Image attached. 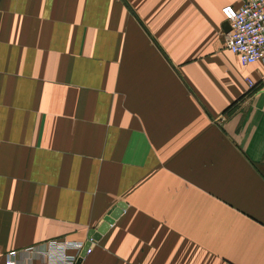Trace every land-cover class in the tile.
Returning a JSON list of instances; mask_svg holds the SVG:
<instances>
[{
	"label": "crops",
	"instance_id": "0c3cea01",
	"mask_svg": "<svg viewBox=\"0 0 264 264\" xmlns=\"http://www.w3.org/2000/svg\"><path fill=\"white\" fill-rule=\"evenodd\" d=\"M242 1L0 0V264L118 206L75 264H264V72L222 44Z\"/></svg>",
	"mask_w": 264,
	"mask_h": 264
},
{
	"label": "built area",
	"instance_id": "2783aa9c",
	"mask_svg": "<svg viewBox=\"0 0 264 264\" xmlns=\"http://www.w3.org/2000/svg\"><path fill=\"white\" fill-rule=\"evenodd\" d=\"M220 12L228 23L222 44L241 63L259 61L264 72V0H243L239 6L224 4ZM247 85L253 81L247 78ZM85 252L90 250L87 239ZM84 242L66 237H50L19 248L7 249L4 264H75Z\"/></svg>",
	"mask_w": 264,
	"mask_h": 264
},
{
	"label": "water",
	"instance_id": "95a60500",
	"mask_svg": "<svg viewBox=\"0 0 264 264\" xmlns=\"http://www.w3.org/2000/svg\"><path fill=\"white\" fill-rule=\"evenodd\" d=\"M224 29L225 30L228 29V23L226 20L224 21ZM119 211H120L119 206L112 208L108 212V214L103 217V221L100 223V225L97 226L96 229L89 230L88 236L90 238L96 237L99 234V232H102L106 228L107 224L112 220V217H114ZM87 244H89L88 240L84 243V246L82 247L81 252H80V256L77 258L76 262L80 259L81 255H83V253L85 252Z\"/></svg>",
	"mask_w": 264,
	"mask_h": 264
}]
</instances>
